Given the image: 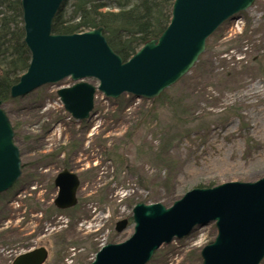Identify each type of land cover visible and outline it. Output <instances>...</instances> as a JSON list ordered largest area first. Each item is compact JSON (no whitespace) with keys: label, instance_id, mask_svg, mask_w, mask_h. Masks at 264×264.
I'll return each mask as SVG.
<instances>
[{"label":"rangeland","instance_id":"1","mask_svg":"<svg viewBox=\"0 0 264 264\" xmlns=\"http://www.w3.org/2000/svg\"><path fill=\"white\" fill-rule=\"evenodd\" d=\"M259 54L264 0L228 19L159 98L97 91L91 117L81 121L57 94L74 83L65 78L4 103L23 175L0 194V264L42 245L49 249L45 264H92L104 245L133 234L137 202L171 206L195 187L264 177V56L253 58ZM64 167L81 178L79 202L65 211L54 204V178ZM122 218L130 225L118 232ZM216 235L214 222L196 227L148 264H202L201 248Z\"/></svg>","mask_w":264,"mask_h":264},{"label":"water","instance_id":"2","mask_svg":"<svg viewBox=\"0 0 264 264\" xmlns=\"http://www.w3.org/2000/svg\"><path fill=\"white\" fill-rule=\"evenodd\" d=\"M63 1L22 0L31 62L12 86L11 96H24L71 77L75 83L57 93L65 109L79 120L91 117L97 90L113 98L125 92L146 99L160 96L190 71L219 26L255 2L174 0L167 28L125 61L109 45L102 26L82 33H53V20ZM86 78L97 79L98 87ZM21 172L13 125L0 99V193L12 187ZM55 184L58 207L77 204L80 181L75 173L60 172ZM133 220V235L105 245L93 264H147L163 243L211 222L216 223L217 236L202 248L203 264H260L264 258V177L195 187L170 207L139 202L133 208ZM128 222L127 218L118 221L116 230L123 231ZM47 258L48 250L41 246L19 254L12 264H44Z\"/></svg>","mask_w":264,"mask_h":264},{"label":"trees","instance_id":"3","mask_svg":"<svg viewBox=\"0 0 264 264\" xmlns=\"http://www.w3.org/2000/svg\"><path fill=\"white\" fill-rule=\"evenodd\" d=\"M173 2L64 0L54 18L53 32L72 34L102 26L109 45L127 60L146 41L158 37L165 30L171 20ZM24 38L21 0H0V99L3 103L14 99L10 95L11 87L31 61ZM263 56L259 54L253 58L259 61Z\"/></svg>","mask_w":264,"mask_h":264},{"label":"flooded vegetation","instance_id":"4","mask_svg":"<svg viewBox=\"0 0 264 264\" xmlns=\"http://www.w3.org/2000/svg\"><path fill=\"white\" fill-rule=\"evenodd\" d=\"M64 168H68V167H64ZM69 169H71V168H69ZM72 171H74L73 169H71ZM80 177V176H79ZM81 179V178H80ZM54 180H55V178H54ZM54 185H55V182H54Z\"/></svg>","mask_w":264,"mask_h":264}]
</instances>
